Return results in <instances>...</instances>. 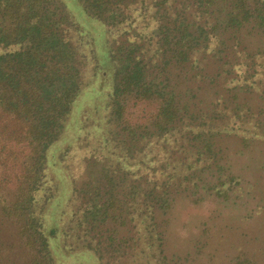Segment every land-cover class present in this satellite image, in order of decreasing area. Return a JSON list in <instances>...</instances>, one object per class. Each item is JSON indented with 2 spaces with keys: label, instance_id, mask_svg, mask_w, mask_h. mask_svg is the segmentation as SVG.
Listing matches in <instances>:
<instances>
[{
  "label": "trees",
  "instance_id": "16d2710c",
  "mask_svg": "<svg viewBox=\"0 0 264 264\" xmlns=\"http://www.w3.org/2000/svg\"><path fill=\"white\" fill-rule=\"evenodd\" d=\"M77 1L79 20L0 0V264H264V231L211 247L264 223V0ZM80 97L106 114L69 188L58 144Z\"/></svg>",
  "mask_w": 264,
  "mask_h": 264
},
{
  "label": "rangeland",
  "instance_id": "374dc122",
  "mask_svg": "<svg viewBox=\"0 0 264 264\" xmlns=\"http://www.w3.org/2000/svg\"><path fill=\"white\" fill-rule=\"evenodd\" d=\"M67 5L71 8L73 14L75 15L76 19H80L82 17V7L80 5V3L77 0H65ZM74 19V20H76ZM82 34L79 35V37L81 36V40L83 39L84 42H94V37H93V32L91 30H82ZM77 36V38H79ZM82 41V42H83ZM94 45V44H93ZM86 46V45H85ZM90 99L84 98V97H80L78 98V103L77 106L73 107L72 110V114L70 115V117L68 118L67 124H66V132H64V142L59 143L58 145H61V153L63 152L62 158L63 160L60 161L62 165H64L67 175H68V187H72V183L74 181V179L77 178V175L80 173L81 169H83V162H82V153L85 151H91L92 150H97V146L95 144V142L97 143V141L95 140L97 137V134L99 133V124L101 121H103L104 119L103 116L106 114V110L104 109V105L102 107V105H100L99 101H95L91 102L89 101ZM83 102V104H82ZM98 103V105H96L94 107L93 104ZM89 107V108H88ZM88 108V113H89V119L87 118H83L84 113H81V119H79L75 114L76 111L79 109H83L86 110ZM87 115V114H85ZM81 120V121H80ZM104 122V121H103ZM54 148L57 147V144L53 146ZM52 150V147L50 149V151ZM57 156H60L59 151L56 152ZM61 157V156H60ZM177 157V158H176ZM176 160H179V156L175 155ZM171 159V158H170ZM82 163H81V162ZM171 162H173L172 160H170ZM100 165V164H99ZM173 171V165H169L167 167V170L162 173L161 175L164 176L166 174H168L169 172ZM48 174L50 177L53 178V182H54V188H53V192L57 195L60 194L62 188L64 187L63 182L58 181L59 179H57V177L54 175L53 171H51L50 169L48 170ZM256 175V173H254ZM48 176V178H49ZM66 184V186H67ZM259 188H255L254 189V193H264V186L263 185H259ZM68 192L70 193L69 189ZM68 195V193H67ZM67 195L65 193V199H67ZM65 203V202H64ZM43 203L40 202L37 206V210H39L40 208H42ZM71 207V206H70ZM208 208H204L202 207L201 209L197 210V213H200L201 211H205L207 212L209 210V208L211 207V205L207 206ZM44 209V208H43ZM68 210V206L67 207H61L60 209H56V212L61 213V216H63V218H65V222L67 220V218L69 217V215L67 216V212L62 213V210ZM50 210H51V206L50 204H47L45 206L44 209V219L48 221H50ZM261 219V218H260ZM260 219H256L254 220L252 223V225H247L245 228H242L239 232L235 233L233 230L231 229H226V227L222 226V234L219 235V231L218 233H216L213 236V240H212V252L214 253V256H216L217 258L219 257V252L222 249L223 252H225L227 250V247L229 245V243H233V244H241L243 243V247L247 248V250H249V248L246 246V244H250V242H253L252 237H250V241L249 242H244V235H243V231L244 232H250L253 233L256 236H259L262 231H264V223L260 220ZM221 224L218 223V229L219 226ZM171 231V230H170ZM171 249H174L175 247H178V244H180L182 242L183 237L181 238V236L175 234V231H171ZM264 244V242H262ZM75 245H72V247H74ZM262 246V245H261ZM261 246H255L254 245V250L258 249L260 250V248L262 249V251H264V248ZM77 248V247H76ZM215 257V258H216ZM133 261V260H132ZM60 264H85L83 260L80 259H75L72 260L70 262L64 261L63 259H61ZM90 264V263H89ZM93 264V262L91 263ZM130 264V263H128ZM131 264H142L139 262H132Z\"/></svg>",
  "mask_w": 264,
  "mask_h": 264
}]
</instances>
